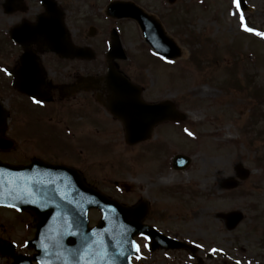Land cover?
I'll return each instance as SVG.
<instances>
[{
    "label": "rangeland",
    "instance_id": "rangeland-1",
    "mask_svg": "<svg viewBox=\"0 0 264 264\" xmlns=\"http://www.w3.org/2000/svg\"><path fill=\"white\" fill-rule=\"evenodd\" d=\"M62 1L67 6L65 24L71 38L89 45L95 51L93 62L85 61L87 72L96 69L95 66L102 69L105 40L110 30L107 25L111 21L105 16L109 0ZM110 1L134 2L156 17L166 33L180 46V57L164 64L153 54H150L152 59L149 57L136 23L123 19L117 26L124 35V50L132 57L131 67L126 65V71L132 79L142 83L139 82L143 87L144 100L151 103L170 100L182 118L177 124L165 122L152 129L151 143L155 140V131L159 129L156 134L159 136L157 141L162 142L161 151L157 152L155 146L147 151L144 147L150 141L130 149L123 142L122 135L116 133L118 127L113 120L102 115L107 113L106 110L98 107L102 115L99 118L102 129L116 131L94 135L102 142L109 139L111 143L118 142V145L107 151L87 147L78 160L72 162L84 172L87 181L90 180L102 192L120 202L131 204L144 198L163 210V222L159 226L165 231H178L183 238L200 242L198 245L202 250H199V255L216 252L209 264H228L233 262L229 259L234 257L240 258L241 264H245L244 258L253 259V264H264V160L263 164L256 162L264 154V117L260 115L250 119L252 104L248 99L241 95L242 92H227L223 86V81L229 76L224 66L232 64L234 58L241 64L231 72V77L234 74L241 77L246 72L253 73L256 84L264 85V0H245L248 8L244 12L237 9L233 0ZM2 15L0 23L3 21L9 25L15 22L14 15ZM186 24L196 34L207 38L202 43V51L216 52L214 65L207 56H201V61L197 62L200 45L196 40L188 43L187 40L192 37L180 32ZM91 26L94 32L89 35ZM251 51L257 54L255 60ZM190 52L195 57L189 62H197L199 68L189 65ZM231 82L235 83L234 80ZM198 88H206L209 93L196 92ZM260 109L264 114V104ZM56 112L59 113L60 109ZM52 117L50 121L66 125L63 119ZM86 120L82 119L87 125L84 126L95 127L91 124L92 120ZM14 121L15 118L10 125L17 127L21 123L19 133L27 134L26 131L33 126V112L16 119V123ZM38 124L43 129L52 128L47 122ZM187 126L190 129L185 130ZM215 128H222L224 132L229 128L228 134L235 139L234 144L209 142L205 133ZM108 135L115 136L112 138ZM22 144L1 156L7 160L21 161L25 155L36 153L33 145L24 147ZM42 148L43 145H38L37 151ZM199 148L211 153L221 151L223 155L209 156L210 159H206V164L202 166ZM178 153L188 156L190 160L183 170H173L166 165L172 155ZM237 165L248 171L244 180L237 179ZM161 178L167 181L163 182ZM228 178L238 181L235 188H223V181ZM127 187L130 189L126 190ZM231 210L241 211L244 219L234 230L227 231L220 214ZM89 216L91 223H95L99 213L92 211ZM5 219L12 220L11 214L1 212L0 221ZM137 245L141 254L138 264L188 263L184 252L159 251L151 255L147 253L144 239L139 238ZM0 264L5 263L0 259Z\"/></svg>",
    "mask_w": 264,
    "mask_h": 264
},
{
    "label": "water",
    "instance_id": "water-1",
    "mask_svg": "<svg viewBox=\"0 0 264 264\" xmlns=\"http://www.w3.org/2000/svg\"><path fill=\"white\" fill-rule=\"evenodd\" d=\"M129 9L127 12L130 15L135 14L142 28H145V33L151 43L154 40V45L157 48L164 49L166 47L169 49L168 56L179 55L176 46L170 39L165 37L155 20L145 15L137 7L130 5ZM112 10L114 14H117L118 8ZM53 41L55 42L56 39ZM49 47L54 49L52 44ZM159 49L157 50L165 53ZM81 53L82 49L76 48L71 55H81ZM86 56L92 57L89 52ZM107 78L110 80V90L113 91V97H111L113 100L112 109L116 115L124 120L128 141L138 140V133H140L142 127L147 129L157 121L178 117L170 103L162 105L163 109L160 108L159 104H144L140 101L137 91L125 92L126 89L123 87L125 84L120 83V79L117 80L113 72L110 71ZM126 102H128L129 108L125 106ZM3 118L4 113L0 111V120ZM177 162L178 167L183 165L180 158H177ZM32 169V166L25 168L12 167L0 162V205L12 206L18 209H32L38 213L39 222L36 236L28 242L29 246L37 251L32 257L34 261H37L38 264H130V255L135 252V246L131 240L132 236L136 233L148 232L143 226L139 225V221L132 213V208H124L116 202L105 199L98 192L87 187L74 170H70L71 179L68 184L70 190L65 200L72 207V210H70L71 218L74 213H77L75 219H79L80 224L70 227V230L67 231L59 229L49 233L47 221L53 211L52 208L42 210L32 205L30 200L35 197L32 191L34 183L29 179L21 181V176L31 173ZM48 188L49 185L46 186L44 191H47ZM40 193L46 199L49 198L45 196V192L40 191ZM77 206H86V208L84 210H73ZM90 207L102 210L103 217L99 225L88 229L86 209ZM57 211L54 210V212ZM240 218L239 214H233L230 218L232 220L230 226L233 227ZM158 245L166 248L176 247V243L166 237H162ZM156 246L157 242L154 241L153 248ZM12 264H30V260L29 258L14 257Z\"/></svg>",
    "mask_w": 264,
    "mask_h": 264
},
{
    "label": "flooded vegetation",
    "instance_id": "flooded-vegetation-1",
    "mask_svg": "<svg viewBox=\"0 0 264 264\" xmlns=\"http://www.w3.org/2000/svg\"><path fill=\"white\" fill-rule=\"evenodd\" d=\"M54 2L56 4L57 13L52 12L49 14L46 13L40 0H0V13L3 15L13 14L15 24H23V22L31 23L34 22L38 16L42 15L43 17L49 18L61 17V19L65 21L67 18V6L63 1L61 2V0H54ZM3 38L6 39V36ZM74 42L79 46L83 45L80 41L75 40ZM26 49V56H23L25 48L16 43L0 50L5 51L0 52V67L11 74L5 75L0 72V101L7 105L9 104L10 108H14L17 112L20 110L21 104L24 103L29 106V108L32 107L38 110L37 115L48 117L49 120H51L54 115L56 120H64L66 125L62 126L72 130L71 136L73 139L67 135L64 131V127L53 126L46 133L50 140L49 142L34 143L36 147H38V145L44 146L43 150L45 151L44 153H46L44 159L50 163L71 166L73 163L72 161H77L79 158L78 154L72 153L71 147L77 146L82 148L86 145L95 146L98 144L114 146L113 144H109V139L106 140V142H102L94 135V133H111V131H104L99 121L101 113L98 110V106L104 107L101 103V98L104 94L102 89L103 83L99 80V84L95 87V90L87 91L84 89V86L88 85L84 79L93 75L102 77L105 70L104 67L102 66V70L100 66H95L96 69L88 73L86 60L83 58H63L33 42L28 43ZM23 60L29 63L28 76L30 81L37 82L39 86L38 93L45 96V99L38 101L42 103L43 106L32 105L27 95L10 89L13 80L12 73L22 65ZM19 75L20 73L17 72V76ZM80 80L82 83H80ZM88 99L90 100L88 101ZM59 109L60 112L57 113L56 111ZM82 119H89L88 121L92 120L93 122L91 124L95 127H86V122H83ZM53 121L55 124L61 125L57 121ZM84 124L86 126H84ZM108 136L113 138L115 135ZM139 144H141V142L137 143V145ZM154 214L155 213H151L150 211L149 215L151 220H154ZM28 216L29 219H26L27 234H21L19 236L20 240H25L29 235L28 232L32 230L34 225L35 221L33 216ZM12 233V231H7L4 234L0 232V239L8 240ZM13 236H15V234ZM198 260H200V258H196V262H198ZM5 261L7 264H10V261Z\"/></svg>",
    "mask_w": 264,
    "mask_h": 264
},
{
    "label": "bare ground",
    "instance_id": "bare-ground-1",
    "mask_svg": "<svg viewBox=\"0 0 264 264\" xmlns=\"http://www.w3.org/2000/svg\"><path fill=\"white\" fill-rule=\"evenodd\" d=\"M196 92H203L204 94H208V90L206 88H198L196 89ZM230 134V129L229 128H226L225 129V132L223 131L222 128H215L213 129L212 131H207L205 133V136H206V139L209 141V142H213V143H216V142H222V143H230L232 142L231 144H234V141L235 139L234 138H231V135ZM200 149V154L202 155V158H201V163L203 164L202 166H204L206 164V159H210L209 156L213 155L215 157H218L220 155H223V153L221 151H215L213 153H211L209 150H205L204 148L201 150ZM171 179V176L168 180ZM161 181H167V180H163L161 178Z\"/></svg>",
    "mask_w": 264,
    "mask_h": 264
},
{
    "label": "snow or ice",
    "instance_id": "snow-or-ice-1",
    "mask_svg": "<svg viewBox=\"0 0 264 264\" xmlns=\"http://www.w3.org/2000/svg\"><path fill=\"white\" fill-rule=\"evenodd\" d=\"M233 3L236 4L238 6V0H233ZM241 20L243 21V17H241ZM247 31H253V29L251 28H246ZM258 35H260V33H257ZM190 134V133H189Z\"/></svg>",
    "mask_w": 264,
    "mask_h": 264
}]
</instances>
